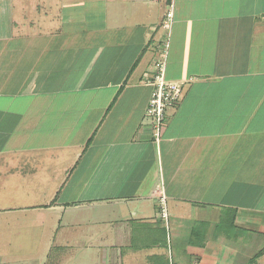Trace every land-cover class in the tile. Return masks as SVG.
I'll use <instances>...</instances> for the list:
<instances>
[{
    "label": "crops",
    "instance_id": "1",
    "mask_svg": "<svg viewBox=\"0 0 264 264\" xmlns=\"http://www.w3.org/2000/svg\"><path fill=\"white\" fill-rule=\"evenodd\" d=\"M167 36L185 88L158 145ZM0 130L24 186L0 213L45 223L49 264L56 233L101 264H264V0H0Z\"/></svg>",
    "mask_w": 264,
    "mask_h": 264
},
{
    "label": "rangeland",
    "instance_id": "2",
    "mask_svg": "<svg viewBox=\"0 0 264 264\" xmlns=\"http://www.w3.org/2000/svg\"><path fill=\"white\" fill-rule=\"evenodd\" d=\"M20 127H23L21 125ZM18 128V135L15 138L17 145H30L28 139V132L25 129L20 130ZM29 130V129H27ZM8 133L3 135L0 130V144L9 143L14 144V138L8 130ZM8 140V141H7ZM1 159V156H0ZM1 171V168H0ZM23 185H18L13 183L12 179H0V208L8 206H15L18 204L19 200L12 197L19 189H23ZM44 202V201H42ZM38 215V214H37ZM35 216L31 212H2L0 213V257L5 260H12L11 264H49L47 260V254L50 248H47L45 241L41 240V237L46 234V229L39 230L35 232L34 226H41L45 223L40 224L35 221ZM37 228V227H36ZM35 229V230H34ZM44 231V232H43ZM168 242L173 241L174 231L166 230ZM58 236L57 241L54 243V249H52L53 262L56 261V256L60 259V264H101L98 260L99 254L101 255L103 251L95 249L85 250L80 248L69 249L64 248L59 241L60 233H56ZM35 236V240H30L31 237ZM53 244V243H52ZM47 248V249H46ZM92 254H95L92 256ZM56 255V256H55ZM58 259V260H59ZM98 260V261H96Z\"/></svg>",
    "mask_w": 264,
    "mask_h": 264
},
{
    "label": "built area",
    "instance_id": "3",
    "mask_svg": "<svg viewBox=\"0 0 264 264\" xmlns=\"http://www.w3.org/2000/svg\"><path fill=\"white\" fill-rule=\"evenodd\" d=\"M173 13L167 15L165 28L169 29L172 23ZM169 51V37L164 40L163 51L156 58L153 64V71L146 75L149 84L153 87V92L150 98L147 109V117L151 120L153 137L156 144L160 145L169 111L176 108L179 104L185 83L170 81L166 77V63ZM165 200L161 203L164 205ZM161 216L168 221V212L166 207L162 208Z\"/></svg>",
    "mask_w": 264,
    "mask_h": 264
}]
</instances>
